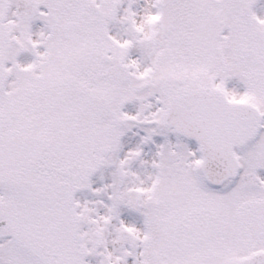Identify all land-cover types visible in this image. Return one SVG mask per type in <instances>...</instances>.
I'll return each instance as SVG.
<instances>
[{
	"label": "snow or ice",
	"instance_id": "obj_1",
	"mask_svg": "<svg viewBox=\"0 0 264 264\" xmlns=\"http://www.w3.org/2000/svg\"><path fill=\"white\" fill-rule=\"evenodd\" d=\"M0 264H264V0H0Z\"/></svg>",
	"mask_w": 264,
	"mask_h": 264
}]
</instances>
